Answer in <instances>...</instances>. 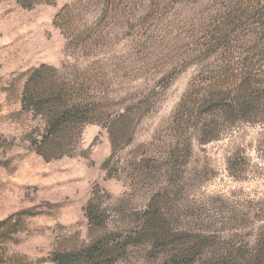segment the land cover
I'll list each match as a JSON object with an SVG mask.
<instances>
[{
	"label": "rangeland",
	"instance_id": "1",
	"mask_svg": "<svg viewBox=\"0 0 264 264\" xmlns=\"http://www.w3.org/2000/svg\"><path fill=\"white\" fill-rule=\"evenodd\" d=\"M42 65L52 69L43 86L74 83L76 97H99L113 115L131 108L130 143L113 148L85 124L44 140L42 117L20 101ZM212 99L227 109L201 137ZM183 102L194 106L195 119L180 121L192 146L167 165ZM142 158L158 161L156 172L131 168ZM156 195L179 230L204 227L253 257L260 247L264 0H0V264H54L104 234L84 216L90 202L106 210L108 230L123 231ZM155 257L133 247L115 264H165Z\"/></svg>",
	"mask_w": 264,
	"mask_h": 264
},
{
	"label": "trees",
	"instance_id": "2",
	"mask_svg": "<svg viewBox=\"0 0 264 264\" xmlns=\"http://www.w3.org/2000/svg\"><path fill=\"white\" fill-rule=\"evenodd\" d=\"M48 69L42 65L29 71L20 97L23 112H32L34 116L42 117L47 132L44 140L58 136L65 128L85 124L100 125L108 134L113 148L130 143L133 136V129H130L133 118L131 108L128 107L113 115L108 110V104L103 103L99 97L93 102H85L81 100V97H76L80 96V91L76 89L78 86L74 83L65 86H43V73L52 70ZM76 98L80 99L76 100ZM209 101L202 104V106H208L205 107L208 113L206 118H198L197 121V132L201 137L217 128L219 117H221L219 113L227 109L219 101L213 99ZM236 108L240 109V103L232 108L233 112ZM193 110L194 106L189 108L187 102H183V109L176 112L175 136L172 137L168 146L170 156L166 159L167 165L180 160L178 158L180 152L192 146V135H188L185 129L181 131L180 127L182 120L192 122L191 119H195ZM237 113L241 114V111L237 110ZM109 163L110 160L106 162V165ZM131 164V168L142 170V172L148 170L150 174L156 172L157 165L160 163L142 158ZM105 212L106 210L90 202L84 208V216L94 229H99L104 234H100L83 249L54 254L50 261L54 264H115L119 259L125 258L129 249L133 247L149 249L150 255L157 256L155 258L160 255L165 264H242L241 260H247L248 264H258L257 261L255 263L254 257L264 255V231L260 234L258 241L260 247L257 248L253 257L249 248H235L231 240L210 234L203 229L204 227L194 228L195 230L191 228H187L186 231L179 230L176 228L179 222L178 216L171 213L169 201L157 195L148 200L142 211L135 212L133 227L127 230H108ZM21 216H16L15 221L9 226L12 233H17L15 229L21 222ZM5 236H9V233H5ZM214 247H216L215 250H212Z\"/></svg>",
	"mask_w": 264,
	"mask_h": 264
}]
</instances>
